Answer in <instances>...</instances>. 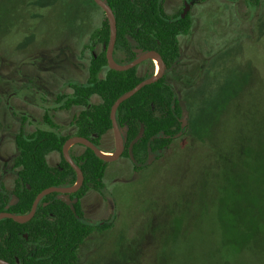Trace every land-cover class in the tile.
Here are the masks:
<instances>
[{
    "label": "trees",
    "instance_id": "16d2710c",
    "mask_svg": "<svg viewBox=\"0 0 264 264\" xmlns=\"http://www.w3.org/2000/svg\"><path fill=\"white\" fill-rule=\"evenodd\" d=\"M105 1L117 23L114 60L127 64L140 52L156 50L165 63L162 77L143 86L117 108V122L125 131L122 157L130 158L134 171H140L158 163L165 150L179 138H187L192 147L196 144L205 147L198 171L204 173V178L196 180L194 186L203 187L208 193H199L194 201L184 203L179 198V207L168 211L171 215L166 217V225L155 230L156 234L160 231L162 234L157 237L155 248L157 264H178V257L187 252L188 258L195 254L205 257L199 263L198 257L193 258L195 264H257L259 259L264 260V97L245 99L246 103L242 101L234 107L235 96L219 104L220 114L231 106L241 109L233 114L241 125L235 129L234 142L227 138L223 128L210 131L204 124L206 130L202 133L193 120L190 126L182 128L185 107L166 71H175L182 59L180 36L191 30L192 18L169 14L165 0ZM243 1L259 4L262 0ZM91 2L101 11V20L91 31L90 42L100 44L102 50L91 56L86 80L72 81L71 93L58 94L59 108L77 109L69 123L74 131L60 130L47 112L45 120L50 127H38L31 132L21 129L14 135L16 177L11 190L0 180V212L26 215L42 190L74 186L78 174L63 154L66 140L71 134L82 136L99 149L110 151L102 140L113 130L114 102L155 74L153 59L125 70L109 66L110 21L103 8L94 0ZM144 65L147 68L140 70ZM94 95L99 97L98 101L92 100ZM181 131V136H174ZM221 135L219 144L217 138ZM79 147L83 149L78 151ZM52 152L60 154L57 165L48 161ZM70 155L84 173L81 187L45 194L35 215L27 221L0 218V258L12 264H77L87 238L113 226V220L87 221L81 205V198L90 188L102 192L109 162L79 142L70 148ZM152 155L157 161L149 164Z\"/></svg>",
    "mask_w": 264,
    "mask_h": 264
},
{
    "label": "rangeland",
    "instance_id": "374dc122",
    "mask_svg": "<svg viewBox=\"0 0 264 264\" xmlns=\"http://www.w3.org/2000/svg\"><path fill=\"white\" fill-rule=\"evenodd\" d=\"M182 4V0H167L165 8L176 12ZM100 14L91 0H0V180L9 190L16 177L12 166L17 152L14 135L21 129L31 132L39 126L48 128L40 123L43 104L61 90L72 91L68 83L65 87L69 80L86 79L91 56L102 50L100 44L90 42ZM190 16L193 27L180 36L181 62L166 74L182 98L188 115L186 128L192 120L202 133L204 124L210 131L223 128L234 142L235 129L241 125L233 114L241 109L231 106L220 114L219 104L235 96L234 107L246 103L245 99L264 97V0L259 4L204 0L190 9ZM153 61L156 73L157 60ZM146 68L144 65L140 70ZM37 93L44 97L37 99L41 104L36 103ZM93 98L99 100L97 95ZM76 110L58 111L56 120L68 124ZM22 112L29 120L22 119ZM31 115L36 123H31ZM64 132L73 131L68 127ZM222 136L217 138L219 144ZM102 143L110 150L104 152L112 154L116 144L113 130ZM204 148L200 144L192 147L184 137L174 140L158 161L152 155L149 164L158 163L140 171H134V163L127 157L109 162L104 195L89 190L84 203L87 216L94 218L91 221L110 217L114 223L111 229L94 233L85 242L80 264H118L121 253H131L139 264H157L155 248L162 234L155 230L166 225V217L171 215L168 211L179 207V198L184 203L194 201L199 193H208L194 186L196 180L204 178V173L198 172ZM59 160L58 152L48 155L52 165ZM189 255L178 257V264H195L193 258L197 257L198 263L205 259ZM257 264H264V260Z\"/></svg>",
    "mask_w": 264,
    "mask_h": 264
},
{
    "label": "water",
    "instance_id": "95a60500",
    "mask_svg": "<svg viewBox=\"0 0 264 264\" xmlns=\"http://www.w3.org/2000/svg\"><path fill=\"white\" fill-rule=\"evenodd\" d=\"M100 7L103 8V10L106 12L109 21H110V27H111V38H110V42L107 48V59H108V63L109 66L112 68H116V69H120V70H125V69H129L132 67L137 66L138 64H140L143 61L149 60V59H154V57H157L160 62H161V69L159 71V73L157 74V72L149 78H146L144 80H142L140 83H138L134 88H132L131 90H129L128 92L124 93L123 95H121L113 104L112 109H111V120H112V125H113V131H114V135H115V150L112 151L111 153H113L112 156H106L102 153L103 150L99 149L90 139L86 138V137H82V136H73L70 137L69 139H67V141L65 142L64 146H63V154L66 157V159L70 162V164L73 166V168L76 170L77 174H78V179L77 182L75 183V185L73 187H59V186H51L48 187L44 190H42L35 198L31 211L26 214V215H21V216H25L24 218L19 216V215H15L11 212L8 211H3L0 212V218L3 217H12L15 218L19 221H27L29 219H31L37 210L38 207V203L39 201L42 199V197L45 194L51 193V192H70V191H75L78 188L81 187V185L83 184L84 181V173L82 171V169L73 161V159L71 158L70 154H69V148L70 146L74 143V142H81L83 144H85L86 146L90 147L91 149L94 150V152L100 156L101 158H103L104 160L111 162V161H115L117 159H119L121 157V155L123 154L124 150H125V139H124V134L122 132V129L120 128L118 122H117V118H116V112H117V108L119 107V105L124 102L125 100H127L128 98H130L131 96H133L139 89H141L143 86L150 84L152 82L157 81L160 77H162L164 71H165V63L164 60L161 56V54L156 51V50H149V51H144V52H140L137 56L136 59H134L133 61L127 63V64H118L115 60H114V50H115V45H116V40H117V23H116V18H115V14L112 10V8L110 7V5L105 1V0H94ZM189 9V5L186 4L185 5V9L182 13V16L184 17ZM187 114L186 112L184 113L183 117L181 118V126L182 128H186L187 126V122H188V118H187ZM183 133V131L175 134V137H179L181 136ZM142 133H140L137 137V139L141 136ZM135 139V141L137 140ZM134 141V142H135ZM133 143L130 145V149L132 147ZM69 201V199H67ZM12 203H14V201H11ZM0 264H12L11 262L0 258Z\"/></svg>",
    "mask_w": 264,
    "mask_h": 264
},
{
    "label": "flooded vegetation",
    "instance_id": "af4514ba",
    "mask_svg": "<svg viewBox=\"0 0 264 264\" xmlns=\"http://www.w3.org/2000/svg\"><path fill=\"white\" fill-rule=\"evenodd\" d=\"M183 1V4H182V6H181V8L179 9V10H177L176 12H168L167 10V12L169 13V14H171V15H176V14H180V16L181 17H183L182 16V13H183V11H184V9H185V5L186 4H188L189 5V9H188V12H187V14L184 16V17H186L187 15H190V9H192V7L196 4V3H198V2H203V1H201V0H182ZM229 1V0H228ZM241 1H243V0H241ZM167 2V0H165V2H164V6H165V3ZM244 2V1H243ZM246 3V2H245ZM166 9V8H165ZM191 17V16H190ZM192 18V17H191ZM193 21V20H192ZM193 24H194V22H193ZM192 27H193V25H192ZM192 29V28H191ZM189 33V32H188ZM183 35H185V34H183ZM182 35V36H183ZM93 44L94 45H98V44H96L95 42H93ZM92 45H91V47H89V48H91L92 49ZM93 51V50H92ZM94 55H96V54H94ZM155 59V58H154ZM147 61V60H146ZM144 62V61H143ZM143 62H141V63H143ZM181 62V61H180ZM140 63V64H141ZM186 64H189V65H191V61H186L185 62ZM139 65V64H138ZM156 65H157V67H158V62L156 63ZM157 71H159V70H157ZM187 72H190V73H192V71L191 70H186ZM186 73V72H185ZM192 75V74H191ZM86 80V79H85ZM84 80V81H85ZM72 81H77V80H69L68 82H66V84H65V87H66V85H67V83H68V86L70 87V88H72L71 86H70V83L72 82ZM78 81H80V80H78ZM72 91H73V89H72ZM72 91H70V92H68V91H66V90H61L60 92H58L56 95H55V97L53 98V99H51V100H49V101H47V102H49L47 105H45V104H43V107H44V109H45V112H44V114H43V117H42V120L40 121V123H43L44 125H47L48 127H50V124H48L47 122H46V120H45V116H46V114H47V112L52 116V119L55 121V122H57L59 125H60V130H62V131H64V129H66V128H68V127H70V128H72V131H74V128L72 127V126H69V123L71 122H69L68 124H60L57 120H56V112H58V111H67L68 112V110H64V109H61V108H59V106H60V103L58 102V94H60V93H71ZM95 96V95H94ZM40 99V98H42L43 100H44V97H43V95L41 94V93H37V96H36V103L37 104H41V103H39V102H37V99ZM95 98V97H94ZM93 97H92V100L94 99ZM99 98V97H98ZM42 99H40V100H42ZM94 101V100H93ZM10 108H12L13 109V112H15L14 111V107H10ZM74 110V109H73ZM73 110H71V111H73ZM16 113V112H15ZM23 113V115L21 116L22 117V119L24 120V121H26V119H28L29 120V115L27 114V113H25V112H22ZM75 113V112H74ZM74 115V114H73ZM25 117V118H24ZM73 118V117H72ZM72 120V119H71ZM31 123L33 124V123H36L35 122V118L31 115ZM39 127H42V126H39ZM38 128V127H37ZM121 128V127H120ZM122 129V128H121ZM122 132H123V134H124V129H122ZM73 136H76V135H73V134H71V136L70 137H73ZM69 137V138H70ZM68 138V139H69ZM124 139H125V135H124ZM67 141V140H66ZM76 143H78V142H74L71 146H70V148L74 145V144H76ZM79 143H81V142H79ZM70 148H69V154H70ZM102 150V149H101ZM104 151V150H103ZM125 151V150H124ZM108 152H110V151H108ZM108 152H105L106 154L108 153ZM112 152V151H111ZM124 153V152H123ZM108 155H111L110 153L108 154ZM123 155V154H122ZM122 155H121V157H122ZM71 156V155H70ZM154 156V155H153ZM72 158V157H71ZM112 162V161H111ZM7 163L8 162H6L5 163V165H7ZM59 163V162H58ZM57 163V164H58ZM56 164V165H57ZM12 166H13V161H12ZM4 172H6V170H4ZM77 182V181H76ZM104 183H105V179H104ZM69 187V186H68ZM71 187H73V186H71ZM89 190H93V191H97V192H100L99 190H97V189H95V188H90ZM88 190V191H89ZM88 191L86 192V194L81 198V205H82V210H83V217H84V219H86L87 221H89V222H92V223H94V222H105L106 220H108V221H110L111 219H110V217L108 218V219H101V220H96V221H91L92 219H94V218H90V217H88L87 216V214H86V206H85V203H84V201H86V195H87V193H88ZM100 193H102L103 194V192H100ZM104 195V194H103ZM67 199H69V201L68 202H70V198L68 197ZM99 204V203H98ZM112 228V227H111ZM110 228V229H111ZM104 232H106V231H103V232H95V233H104ZM94 234V233H93ZM92 234V235H93ZM91 235V236H92ZM91 236H89L88 238H87V240L91 237ZM86 240V241H87ZM85 244V243H84ZM84 244L82 245V247L84 246ZM81 247V248H82ZM81 248H80V251H79V259H78V263L77 264H80V252H81ZM131 253H129V254H127V253H121V257L119 258V263L118 264H139L140 262H136V261H133V259H132V257H131ZM147 260V259H146ZM92 263V261H90L88 264H91ZM144 264H148V262L147 261H145L144 262Z\"/></svg>",
    "mask_w": 264,
    "mask_h": 264
},
{
    "label": "bare ground",
    "instance_id": "6f19581e",
    "mask_svg": "<svg viewBox=\"0 0 264 264\" xmlns=\"http://www.w3.org/2000/svg\"><path fill=\"white\" fill-rule=\"evenodd\" d=\"M156 60H157V62H158V70L160 71V69H161V62H160V60L157 58V57H154ZM159 71H157V74L159 73ZM102 153L104 154V155H106V156H112L113 155V153L111 154V155H108L109 153H105L104 151H102ZM21 217H25V216H21Z\"/></svg>",
    "mask_w": 264,
    "mask_h": 264
}]
</instances>
